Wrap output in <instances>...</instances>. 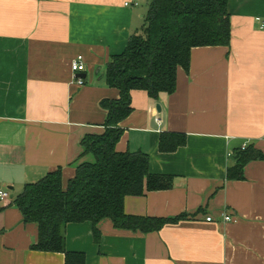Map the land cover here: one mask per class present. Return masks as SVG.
I'll return each instance as SVG.
<instances>
[{"label": "crops", "instance_id": "obj_1", "mask_svg": "<svg viewBox=\"0 0 264 264\" xmlns=\"http://www.w3.org/2000/svg\"><path fill=\"white\" fill-rule=\"evenodd\" d=\"M135 1L0 0V189L9 193L0 199V264H65L64 253L32 248L38 226L15 199L50 171L62 168L66 185L94 161L82 141L105 132L100 102L119 96L105 74L144 25L147 2ZM228 8L230 45L193 48L173 94L133 91L120 124L117 150L146 152L152 173L173 177L169 189L127 197L126 212L186 218L146 234L104 219L99 244L91 222L70 223L67 249L84 252L86 264H264V161L228 178L246 146L264 151V0H229ZM79 57L86 70L73 74ZM166 131L184 133L186 144L160 151Z\"/></svg>", "mask_w": 264, "mask_h": 264}, {"label": "trees", "instance_id": "obj_2", "mask_svg": "<svg viewBox=\"0 0 264 264\" xmlns=\"http://www.w3.org/2000/svg\"><path fill=\"white\" fill-rule=\"evenodd\" d=\"M147 12L141 31L130 37L121 54L107 65L106 83L119 90L115 99H103L107 111L106 130L88 135L82 145L94 161L78 165L74 177L65 185L62 168L25 184L15 203L25 222L38 226L34 250L65 254V264H86V254L67 249L66 228L70 223L91 222L96 243L101 241L98 224L112 221L115 228L151 233L176 223L177 217L129 214L125 200L149 191L173 186L171 175L150 171V156L143 151L117 150L122 137L120 126L133 111L132 92L142 90L155 100L162 93L177 90L179 68L189 71L191 52L196 47L229 46L231 14L229 0H146ZM186 135L163 132L159 149L174 152L186 144ZM264 161V151L253 144L238 153L228 168V178L241 180L251 161Z\"/></svg>", "mask_w": 264, "mask_h": 264}, {"label": "built area", "instance_id": "obj_3", "mask_svg": "<svg viewBox=\"0 0 264 264\" xmlns=\"http://www.w3.org/2000/svg\"><path fill=\"white\" fill-rule=\"evenodd\" d=\"M139 1H141V0H136L134 3L137 4ZM125 5H130V2H126ZM258 20H261V19L258 18ZM263 27H264V23L262 22L261 28H263ZM85 70H86V66H85V63H84L82 57H79V58L75 59L72 62L71 71L73 72V74H77L79 72H84ZM75 78H76V83L78 85L82 86V85L85 84V80L82 77H77L76 76ZM8 196H9V193L7 191L0 189V199L1 200L8 198ZM207 220L208 221H213L214 217L213 216H208ZM223 220L227 221V222H229V221H238V218L233 217L231 214L224 213L223 214Z\"/></svg>", "mask_w": 264, "mask_h": 264}, {"label": "water", "instance_id": "obj_4", "mask_svg": "<svg viewBox=\"0 0 264 264\" xmlns=\"http://www.w3.org/2000/svg\"><path fill=\"white\" fill-rule=\"evenodd\" d=\"M157 109L159 110V111H161V106L158 104L157 105ZM237 156H238V154H237Z\"/></svg>", "mask_w": 264, "mask_h": 264}]
</instances>
